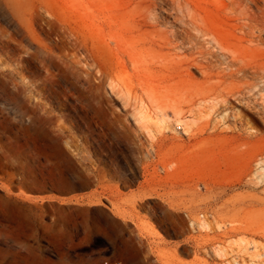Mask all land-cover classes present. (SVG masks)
<instances>
[{
  "label": "rangeland",
  "instance_id": "374dc122",
  "mask_svg": "<svg viewBox=\"0 0 264 264\" xmlns=\"http://www.w3.org/2000/svg\"><path fill=\"white\" fill-rule=\"evenodd\" d=\"M257 1L264 9V0ZM0 25L8 27L2 6ZM209 30L220 41L221 34ZM222 43L229 54L252 60L254 45ZM0 79H8L1 69ZM192 96L175 82L157 105L146 99L156 119L164 107L170 122L143 128L134 108L106 86L104 108L111 100L124 114V153L100 151L81 129L76 152L63 144L71 161L30 177L27 148L17 151L12 140L13 106L0 88V264H264L255 257L264 251V221L249 222L253 211L264 213V182L249 181L257 147L244 134L223 130L239 120H224L209 106L188 127ZM204 220L209 225L200 227ZM246 237L260 249L246 251Z\"/></svg>",
  "mask_w": 264,
  "mask_h": 264
},
{
  "label": "bare ground",
  "instance_id": "6f19581e",
  "mask_svg": "<svg viewBox=\"0 0 264 264\" xmlns=\"http://www.w3.org/2000/svg\"><path fill=\"white\" fill-rule=\"evenodd\" d=\"M257 2L210 0V6L207 0H0L8 25H0V69L8 76L0 79V88L13 106L16 150L23 144L27 148L28 176L43 177L48 167L71 161L63 144L76 152L81 129L100 151L124 153V114L111 100L104 108L106 86L148 128L170 122L164 107L156 119L149 103L157 105L159 95H170L179 82L193 93L188 127L197 125L206 106L224 120L238 119L223 130L238 131L256 145L251 161L257 169L249 181L263 183L264 9ZM209 26L221 34L220 41L210 36ZM222 42L254 45L252 60L229 54ZM167 106L180 114L172 103ZM262 211H253L255 219L249 222L264 221ZM241 244L246 251L260 249L247 237ZM255 257L264 258V251Z\"/></svg>",
  "mask_w": 264,
  "mask_h": 264
},
{
  "label": "built area",
  "instance_id": "2783aa9c",
  "mask_svg": "<svg viewBox=\"0 0 264 264\" xmlns=\"http://www.w3.org/2000/svg\"><path fill=\"white\" fill-rule=\"evenodd\" d=\"M105 264H109V261H108V260H106V261H105Z\"/></svg>",
  "mask_w": 264,
  "mask_h": 264
}]
</instances>
